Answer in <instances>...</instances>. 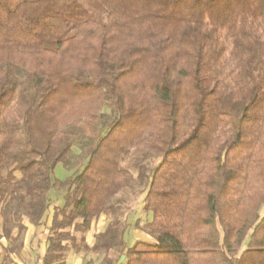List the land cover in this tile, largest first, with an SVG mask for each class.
I'll return each mask as SVG.
<instances>
[{
    "label": "trees",
    "instance_id": "obj_1",
    "mask_svg": "<svg viewBox=\"0 0 264 264\" xmlns=\"http://www.w3.org/2000/svg\"><path fill=\"white\" fill-rule=\"evenodd\" d=\"M262 206L264 0H0V264H264Z\"/></svg>",
    "mask_w": 264,
    "mask_h": 264
},
{
    "label": "crops",
    "instance_id": "obj_2",
    "mask_svg": "<svg viewBox=\"0 0 264 264\" xmlns=\"http://www.w3.org/2000/svg\"><path fill=\"white\" fill-rule=\"evenodd\" d=\"M60 203V200H58ZM52 216V208L49 209V212L45 216L46 225L48 228L50 226ZM105 217H100L97 221L93 222L90 231L86 234L85 242L88 246L93 244V235L95 233L101 232L105 229ZM27 231L24 238L23 251L21 259L15 258L14 261L16 264H42V262L37 260L38 254L40 257L44 255L45 252V239L43 235V228H38L32 226L30 224H26ZM93 233V234H92ZM140 233V232H138ZM134 235V234H133ZM134 240L141 241H151V239L141 231V233L137 236L134 235ZM7 245L4 239L0 240V255L2 253V249ZM39 246L36 248V246ZM84 252L78 253L75 248H70L65 257L64 264H85V259H83ZM89 257H86L88 260ZM98 261V260H97ZM97 261L94 264H97Z\"/></svg>",
    "mask_w": 264,
    "mask_h": 264
},
{
    "label": "rangeland",
    "instance_id": "obj_3",
    "mask_svg": "<svg viewBox=\"0 0 264 264\" xmlns=\"http://www.w3.org/2000/svg\"><path fill=\"white\" fill-rule=\"evenodd\" d=\"M51 50H55L54 46H49L48 47ZM236 107V104L231 101V99L229 98L224 106V111H228L231 110L233 108ZM74 152L77 153V149H74ZM74 159L72 157H70L69 160V164L72 165ZM69 165V166H70ZM74 170H67L65 169V167H63L61 164H59L56 169H55V177L63 180L65 178H67L68 176H70L73 173ZM19 177V174H16ZM260 214H264V206L261 207L260 209ZM148 216L150 217L151 214H145L142 211V195H138L135 198H132L130 201V211L129 214L127 216V222L129 223V230L127 231V233L125 234V239L131 244L132 242H134V235L137 234V236L141 233L140 230L138 229H133L134 225L137 223L139 226H141L143 223H145L148 220ZM106 224V221H104ZM140 232V233H138ZM93 234V233H92ZM134 234V235H133Z\"/></svg>",
    "mask_w": 264,
    "mask_h": 264
}]
</instances>
